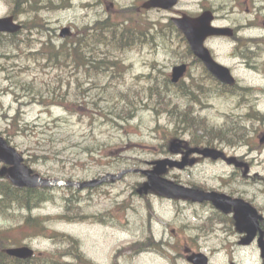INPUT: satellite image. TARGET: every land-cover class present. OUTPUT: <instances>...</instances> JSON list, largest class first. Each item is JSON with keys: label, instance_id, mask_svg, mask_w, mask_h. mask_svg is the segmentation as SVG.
<instances>
[{"label": "rangeland", "instance_id": "374dc122", "mask_svg": "<svg viewBox=\"0 0 264 264\" xmlns=\"http://www.w3.org/2000/svg\"><path fill=\"white\" fill-rule=\"evenodd\" d=\"M68 1V7L38 10L31 17L21 15L18 21L24 23L25 30L15 37L8 33L0 34V132L26 159L32 160L29 165L42 175L68 181L100 178L107 173H119L125 168L151 169L154 161L173 157L165 143L168 138H173L170 133L172 126L167 124L166 114L158 119L151 109L144 108L129 122L111 115L124 128L113 127L103 116L104 111L109 109L108 99L112 96L106 92L104 86L110 77L109 74L105 77L106 80H102L103 73L94 74L100 69L99 64H92V79L89 80L81 78L73 66L64 63L47 64V59L33 58L34 53L46 46L44 41L51 39L61 45L67 38L61 37L63 27L69 26L74 34H77L82 27L109 16V12L103 9L106 5L111 6V2L115 1L119 7L127 8L138 6L141 0ZM15 2L16 0H0V17L9 15ZM35 3L42 5L31 0L28 7ZM225 5L237 6L238 9L217 24L242 25L245 21L256 18L251 27L239 32V37L264 39V0H182L177 9L197 13L201 12L204 6L220 9ZM119 14L123 20V13ZM164 14L165 12L156 10H138L134 19L151 28L156 19L166 18ZM38 23H43L44 29L34 28ZM96 26L100 29L103 24ZM117 30L121 33L123 31L122 27ZM152 33L154 38L151 37L148 44H140L137 48L128 50L125 48L129 45L118 47L124 52L121 57L119 50L112 51V57L123 59L125 72L111 81L110 89L127 92H136L137 89L139 95L146 97L147 94L159 90L164 97L179 102L183 99H197L195 90H200L210 97L207 99L201 96V104L196 103V106L200 114L208 117L211 122L209 124L217 126V131L223 130L221 127L227 123L232 126L234 123L239 124L240 118L231 116L241 109L235 107L232 98L221 96L222 92L213 91V87L206 91L210 85L199 64L190 65V73L185 77L184 86H169L168 79L171 78L173 66L183 60L189 61V55L183 52L182 48L185 46L179 45L174 37H160L156 31ZM85 37L91 44L92 37ZM209 46L220 62L231 67L240 87H248L252 91L259 88V92L253 95L255 103L245 90L237 89L231 94L243 95L248 102L251 100L254 107L256 105L260 113H264V57L255 60L262 70L260 73L258 67L248 68V63L236 54L233 40L215 38L209 41ZM104 51L99 48L98 54H104ZM248 59L254 60V57ZM10 75L32 82L48 97L32 104H21L12 91H23L20 86L15 85L13 78H9ZM148 81L157 86L154 91L143 89L149 87ZM15 86L19 88H14ZM81 92L86 95L85 102L78 104L75 100L82 96ZM101 96L107 99H100ZM22 99L26 100L28 97L24 95ZM95 100H98V106L92 104ZM19 111L20 117L14 125L13 118ZM179 115L180 113L176 116ZM255 123L258 125L256 128ZM255 123L249 124V127L248 124L242 126V129L245 130L249 141L252 139L258 144L259 136L264 132V122ZM237 135L243 136V132ZM230 136L232 135L229 132L228 137ZM183 138L192 141V132L184 134ZM234 141L237 144L238 141ZM199 144L210 145L204 142ZM225 149L230 155L237 154L251 160V176L235 174L232 165L211 159L197 162L187 169H170L167 176L186 185L208 187L230 194L241 193L259 206L264 216V178L253 179L257 176L264 177V146L260 151L253 153H250L246 145ZM146 180L147 177L141 172H132L119 181L116 179L92 188L77 189L80 192L74 197L68 187H57L51 193L54 198L35 208L33 215L51 216L48 227L78 239L82 253L97 264H113L115 259L119 264H174L173 260L178 264H191L187 259L189 249L190 252H205L210 257V264H262L257 242L248 246L240 245V234L234 227L225 224L224 221L228 218L219 214L213 204L171 200L155 192L143 197L134 188L138 189ZM76 197L80 198L77 205L83 215L70 221L62 215L68 213L65 212V205L70 203L69 199L72 198L73 201ZM16 212L28 213L27 210L19 209ZM10 213L11 211L5 212L6 215ZM92 215L106 218L105 224L93 221ZM21 220L0 216V231H8L10 237L23 239L22 242L34 247L37 253L52 251L55 248L47 237H31L24 234V231L30 230L20 223ZM149 238L155 239L149 243L151 250L136 254H132L130 249L121 251L130 243ZM157 241L167 244L164 245L168 247H164L166 251L159 249V246L163 245ZM63 246L67 247L68 243ZM65 258L72 260L68 256Z\"/></svg>", "mask_w": 264, "mask_h": 264}, {"label": "trees", "instance_id": "16d2710c", "mask_svg": "<svg viewBox=\"0 0 264 264\" xmlns=\"http://www.w3.org/2000/svg\"><path fill=\"white\" fill-rule=\"evenodd\" d=\"M56 2V1H53ZM51 5H55V3H50ZM66 5L63 3L62 6ZM109 11V16H107L104 20L100 18L97 19L93 24L86 25L82 27V33L92 37L91 44L88 43L85 35L81 36V29L77 37L73 41L66 42L63 47L57 48L55 45L49 43L46 45V48H42L41 50L34 53L33 58L47 59V64H66L73 66L79 74L82 76L81 78L92 79V64L95 62V66L99 64V68L95 73L100 72L103 73L102 80H106L105 77L109 74V79L106 80L104 84L106 92L109 93L112 97L108 99L107 106L108 110L104 111V117L109 120L113 125L124 126L111 115H115L116 117H121L129 122L135 116H137L140 108L143 107H151L156 114V117L160 115L166 114L167 124L172 126L170 133L173 135V138H168L166 145L169 147L172 140L177 138H182L184 134L188 132H192L193 139L196 145H199V142L203 140L205 143H209L211 146H218L221 143H226L227 145H236L244 144L249 141V137L245 135V130L242 129V122L239 120V124L227 123L225 126L221 127L219 131L216 130L217 126L211 125L209 123L210 120L208 118L201 119L198 116H195L192 110V103H184L181 104L176 99L170 97H164L157 92L153 94H147V97L137 92H127L124 90L116 91L110 89L111 81L115 78H118L124 74L125 63L123 59L120 58L123 53V49H119L121 45H129L126 49L137 47L140 44H148L151 41L152 35L151 28L148 25H142L141 22H136L134 17L137 13L135 7H119L116 8L113 6L111 2V6H106ZM119 10V11H117ZM119 12L123 13L124 19L121 20V15ZM116 14V19H115ZM97 25L103 24L100 29L96 28ZM105 25V26H104ZM121 25V26H120ZM122 27V33L117 30ZM95 29V33H94ZM92 30V32H90ZM160 35L170 34L174 37L179 45H186L187 43L182 37V34L177 30L173 23L169 22L168 24L162 22L161 30H159ZM250 40V39H246ZM116 46V47H115ZM103 49L104 54H98V49ZM183 52L189 55V61L192 64H198L202 66L200 61L194 57L189 47L182 48ZM119 50L120 57H112V51ZM260 51V50H259ZM260 53V52H259ZM242 54L248 58L259 56L257 54L252 56L248 53L242 52ZM203 73L208 78V86L207 90H211L213 87V91H218L222 93H228V89L226 86L220 84L217 80H215L210 73L206 70L204 66H202ZM111 72V73H109ZM19 76L18 74H16ZM9 78H13V82L15 85L21 87L23 93L13 89L12 92L15 93L16 100L20 101L21 104H32L34 102H39L44 97H48L41 90L35 86L32 82L23 81L20 78H15V75H10ZM80 78V77H79ZM78 78V79H79ZM168 84L171 87L177 88L185 85L184 82H181L178 86H174L170 83L168 79ZM15 86V88H19ZM148 90H155L157 86L155 83H150L148 85ZM12 89V88H11ZM92 89V87H90ZM247 90L249 88H246ZM113 90V91H112ZM185 92V91H183ZM200 92V90L195 93ZM152 93V92H151ZM82 96L77 97L75 100L78 104H82L84 101V97L86 96L81 92ZM27 96L28 99L23 100V96ZM192 97V96H190ZM104 99V96H101L100 99ZM107 99V98H105ZM46 100V99H45ZM94 106H98V100L92 102ZM180 113L179 116H176ZM248 115V114H247ZM94 116V115H92ZM259 117V115L257 114ZM20 117V111L17 116L13 118L12 124L16 125L17 121ZM233 120V119H232ZM230 120V121H232ZM230 130V131H228ZM229 132L232 136H229ZM243 132V136H239L237 134ZM237 135V136H236ZM234 139V140H233ZM191 142V139H189ZM191 142V143H192ZM32 162L31 159H28ZM7 177V176H6ZM5 177V178H6ZM201 187V186H200ZM57 187H27V188H17L11 184L10 180L6 178L1 179L0 176V194L2 197L0 198V216L5 218H13L14 220H19L20 223H23L24 227H27L30 231H24V234L30 235L31 237H39L44 236L48 239H51L52 243L55 245V248L52 251H44L40 255H35L31 259L21 260L15 257L9 256L5 249L11 245H21L23 244L21 238L19 237H10L7 233L8 231H0V264H97L93 262L91 259H88L81 251L80 242L78 239L61 233L60 231L51 230L48 227V221L52 218L51 216H41V215H33V210L42 206V204L48 200H52L54 196L51 194L53 190ZM72 191V196L74 197L80 191L69 187ZM136 192V188H134ZM143 197H145L143 195ZM70 203L65 205V212L68 211L63 217L67 218V220L72 221V219L77 218L83 215L82 211L79 210V202L80 198L76 197L73 201L72 198L69 199ZM19 210H27V214H18L16 211ZM10 215H6L5 212H10ZM76 212V213H74ZM79 213V214H77ZM71 214V215H70ZM73 216V218H72ZM92 220L99 221L101 223H105L106 218H100L96 215H92ZM154 238H149L144 241H135L130 243L129 245L123 247L121 249H130L132 254H136L138 252L146 251L150 249L149 243ZM155 240V239H154ZM161 242L162 241H157ZM68 243L67 247H64L63 244ZM167 245V244H166ZM151 250V249H150ZM71 257L72 260L67 259L65 257ZM174 264H178L173 260ZM113 264H119L117 259H115Z\"/></svg>", "mask_w": 264, "mask_h": 264}, {"label": "water", "instance_id": "95a60500", "mask_svg": "<svg viewBox=\"0 0 264 264\" xmlns=\"http://www.w3.org/2000/svg\"><path fill=\"white\" fill-rule=\"evenodd\" d=\"M178 0H147L144 3L145 8L150 7H164L170 8L174 6ZM214 15L211 10L204 11L198 17H191L185 15L184 18H174L173 20L177 26L184 32L189 40L192 50L199 56L206 67L222 82L230 85L236 84V79L233 76L230 68L216 61L211 51L205 46V40L210 35H232L234 30L231 27L214 26L212 20ZM21 29V25L14 22L13 17L0 18V31L17 32ZM69 33L68 28L62 30V35L65 36ZM187 71V64L177 65L173 69V81L177 82ZM182 144L179 142L175 144L178 147ZM195 151H198L196 149ZM192 151H189V153ZM206 155H213L218 151L210 148H204L200 151ZM0 159L6 164L12 165L10 168L5 167L1 174L8 171L10 179L17 186H54V185H72L80 188L92 187L104 182L110 175L107 174L101 178L91 179L84 182L63 181L59 179H50L41 177L38 173H33V169L24 163L23 155L8 141L0 135ZM188 163V156L179 162L170 158H165L156 162V167L152 170H144L143 173L148 175V182L145 183L143 190L148 192L150 189L158 191L161 195H166L170 198L184 197L192 198L194 201L203 202L205 200L213 201L215 206L222 211L229 213L233 211L232 205L235 206V219L237 227L248 233L245 243L251 242L259 230V219L262 216L258 213L257 209L244 199H233L226 193H219L216 191H204L196 188H190L185 185L175 183L166 177L161 176L167 171L168 166L185 167ZM126 172L123 171L117 175H112V178H121ZM263 234V232H262ZM260 245L264 249L263 235L260 237ZM9 255L27 259L34 255V249L28 246L10 247L6 249ZM264 255V253H263ZM188 260L194 264H208L209 258L204 253H194L188 257Z\"/></svg>", "mask_w": 264, "mask_h": 264}, {"label": "flooded vegetation", "instance_id": "af4514ba", "mask_svg": "<svg viewBox=\"0 0 264 264\" xmlns=\"http://www.w3.org/2000/svg\"><path fill=\"white\" fill-rule=\"evenodd\" d=\"M182 0H180V2H181ZM236 1V0H235ZM179 2V3H180ZM179 5V4H178ZM177 5V6H178ZM177 6H175V7H172V8H170V9H160V8H156L155 10L156 11H158V12H165V14H164V16H166V18H164V19H166V21H169V20H172V18L173 17H181V16H183L184 15V13H189V14H191V15H193V16H197V15H199L203 10H206V9H212V8H207V7H203V10L201 11V12H197V13H193V12H190V11H186V10H181V9H177ZM217 8H215V9H213L215 12H217L216 13V21L217 20H223V19H226L229 15H230V13L231 12H236V9H238V7L237 6H230V5H225V6H222V11H224V13H222V14H220L219 13V10H216ZM232 9V10H231ZM161 28V25L159 24V21L157 22V24H156V29H160ZM234 29H235V31H236V27H233ZM214 38H217V37H210L209 38V40L211 41L212 39H214ZM225 38V37H224ZM208 43H209V41H208ZM255 151H257V150H251L250 151V153H253V152H255ZM251 164H252V162L250 163V165L249 166H245L246 168H248L249 167V169H250V166H251ZM235 166H237V165H235ZM250 175V174H249ZM251 176V175H250ZM231 194L234 196V197H243V198H245L241 193H239V194H235V193H233V192H231ZM247 199V198H246ZM248 200V199H247ZM249 201H251V200H249ZM243 236H241V238H242ZM264 263V262H263Z\"/></svg>", "mask_w": 264, "mask_h": 264}, {"label": "bare ground", "instance_id": "6f19581e", "mask_svg": "<svg viewBox=\"0 0 264 264\" xmlns=\"http://www.w3.org/2000/svg\"><path fill=\"white\" fill-rule=\"evenodd\" d=\"M260 51L259 50H257V53H259ZM248 54H250V55H252V56H255V52L254 51H248L247 52ZM251 67H258V66H251ZM15 88V87H14ZM242 90H245V91H247V93H248V95L250 94V98L252 99V101H253V103H255L254 102V99H253V95H254V93L255 92H259V91H249V90H247V89H245V88H243ZM249 103V106L251 107V108H254V105L252 104V102H251V100L248 102ZM258 126V125H257ZM256 126V123L254 124V127L256 128L257 127ZM164 247H167V246H159V249L161 250V251H166V249L164 248ZM168 248V247H167ZM94 262V261H93Z\"/></svg>", "mask_w": 264, "mask_h": 264}]
</instances>
